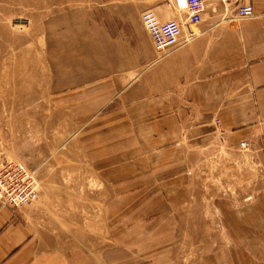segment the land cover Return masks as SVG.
Masks as SVG:
<instances>
[{
    "label": "crops",
    "instance_id": "obj_1",
    "mask_svg": "<svg viewBox=\"0 0 264 264\" xmlns=\"http://www.w3.org/2000/svg\"><path fill=\"white\" fill-rule=\"evenodd\" d=\"M204 1L195 35L163 51L156 50L140 15L151 9L161 21L184 19V0L41 2V38L57 41L62 70L82 73V40L100 41L99 60L109 57V74L100 83L91 82L83 93L80 74L73 92L59 93V100L63 105L85 104L90 112L105 104L109 119L128 123L121 145L105 150V161L98 163L97 156L91 166L105 167L108 181L115 174L112 181L123 192L136 185L138 198L153 201L145 208L149 215L161 210L155 202L165 196L160 186L176 187L195 154L214 143L238 148L240 140H247L246 154L264 178V0H241L253 6V14L245 17L233 2ZM4 3L0 0V40L16 39L7 23L15 12ZM47 49L48 55L55 53ZM2 104L0 96V154L13 152L1 139V121L7 115ZM261 185L257 199L263 201ZM38 204L0 201V264H114L107 250L100 257L84 251L97 249L91 246L97 243L54 239L58 228L40 222Z\"/></svg>",
    "mask_w": 264,
    "mask_h": 264
},
{
    "label": "rangeland",
    "instance_id": "obj_2",
    "mask_svg": "<svg viewBox=\"0 0 264 264\" xmlns=\"http://www.w3.org/2000/svg\"><path fill=\"white\" fill-rule=\"evenodd\" d=\"M3 1L15 12L7 23L18 35L0 40L7 112L1 139L13 151L0 155L37 166L40 222L58 228L54 239L97 243L84 251L100 257L107 250L114 264H264V200L257 199L264 178L246 150L214 143L196 153L176 187L160 186L165 196L155 202L161 210L149 215L145 208L153 201L138 198L136 185L123 192L115 174L108 181L105 167L91 166L121 145L128 123L109 119L105 104L90 112L85 104L59 100V93L73 92L80 74L83 93L109 74V57L99 60L100 41H81L82 73L64 71L57 41L41 38L42 0ZM16 16L27 18L24 28L12 25ZM47 46L55 53L48 55Z\"/></svg>",
    "mask_w": 264,
    "mask_h": 264
},
{
    "label": "built area",
    "instance_id": "obj_3",
    "mask_svg": "<svg viewBox=\"0 0 264 264\" xmlns=\"http://www.w3.org/2000/svg\"><path fill=\"white\" fill-rule=\"evenodd\" d=\"M221 1L235 3L241 17L253 14L251 4L242 3L241 0ZM184 4L187 11L184 19L170 18L161 21L151 9L141 13V22L151 36L156 50L163 51L181 39L187 41L195 35L194 27L201 22L206 3L204 0H184ZM11 20L12 25L19 29L27 24L26 17L16 16ZM248 145V141L242 139L238 142V149L245 150ZM37 197L38 181L35 170L16 158L0 156V201L11 206H25L36 201Z\"/></svg>",
    "mask_w": 264,
    "mask_h": 264
},
{
    "label": "bare ground",
    "instance_id": "obj_4",
    "mask_svg": "<svg viewBox=\"0 0 264 264\" xmlns=\"http://www.w3.org/2000/svg\"><path fill=\"white\" fill-rule=\"evenodd\" d=\"M149 34V33H148Z\"/></svg>",
    "mask_w": 264,
    "mask_h": 264
}]
</instances>
